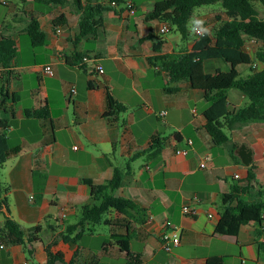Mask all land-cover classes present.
Listing matches in <instances>:
<instances>
[{
	"label": "crops",
	"instance_id": "crops-1",
	"mask_svg": "<svg viewBox=\"0 0 264 264\" xmlns=\"http://www.w3.org/2000/svg\"><path fill=\"white\" fill-rule=\"evenodd\" d=\"M38 1L0 0V9H8L0 12V39L11 38L18 53L7 87L15 101L0 105L9 148L17 150L0 167V264H45L49 246L63 255L65 264L74 258L75 264H125V254L114 245V237L125 236L140 264H205L212 256L224 258L225 264H264V250L258 248L264 235H257L264 231V220L241 226L235 236L216 231L221 196L233 185L244 187L249 168L256 181L244 199L264 191V125L243 126L229 132L227 144L214 146L204 130L203 92L190 89L186 81L169 84L148 63L157 55L153 45L159 40L161 54H176L190 51L197 37L189 35L181 43L173 30L159 34L158 22L144 20L157 0H125L105 14L95 36L75 42L78 14L71 0L57 7ZM31 17L45 35L41 48L31 47L27 38ZM196 18L211 29L213 16ZM54 19L62 21L60 33L52 26ZM245 52L252 56L248 44ZM78 55L96 57L103 73L91 71V64H82ZM222 64L206 61L204 72H227ZM45 65L52 77L42 72ZM166 87L175 91L167 93ZM227 100L230 111L248 102L234 89ZM42 109L48 116L35 117ZM156 139L162 141L157 159L135 156ZM186 140L192 141L188 156L176 155ZM203 155L210 161L199 169ZM115 168L123 172L115 195L132 201L139 211L129 217L111 211L104 218L107 224L89 229L74 246L64 243L61 236L78 223L81 208L92 203L85 181L105 184ZM184 206L195 210V216L183 215ZM7 219L25 236L38 227V241L13 243L5 230ZM172 231L180 243L167 253L160 237Z\"/></svg>",
	"mask_w": 264,
	"mask_h": 264
},
{
	"label": "trees",
	"instance_id": "trees-1",
	"mask_svg": "<svg viewBox=\"0 0 264 264\" xmlns=\"http://www.w3.org/2000/svg\"><path fill=\"white\" fill-rule=\"evenodd\" d=\"M46 6L57 7L67 3V0H39ZM253 2L264 6V0H157L152 10L144 16V20L167 25L169 31L173 30L180 36V42H185L189 37L188 23L193 17L195 8L211 5L220 6L226 21L210 29V35L197 38L190 51H179L176 54H161L162 42L159 40L153 45V52L157 55L148 59L151 67H158L160 72L167 76L169 84L186 81L189 88L203 92L207 103L203 111L206 121L204 130L214 146L225 145L229 141V132L249 124L264 125V19L259 18ZM115 5L110 6L102 0H71L73 9L78 14V34L75 42L89 36H95L102 28L104 16L107 12L114 11L125 0H114ZM62 24L60 19H54L52 26L56 30ZM26 34L31 47L41 48L45 45V35L40 30L36 18L31 17L28 22ZM247 39L258 43L254 56L245 52L244 46ZM85 57V56H84ZM84 57L78 55L82 63ZM18 58L16 43L9 37L0 39V105L7 101H15V97L8 94V85L11 75V64ZM95 61H96V57ZM209 60H219L227 67V72L217 71L206 74L203 63ZM256 61L262 69L254 72L252 62ZM247 67L249 74L242 76L241 68ZM237 90L246 99L247 105L237 111H230L227 94L230 90ZM172 90L168 87L165 92ZM109 107L112 102L109 99ZM35 117L46 118V109L35 112ZM5 121L0 119V167L17 150H11L8 139L4 133ZM162 141L153 140L146 151L135 155L136 157L147 154L152 160L158 158ZM123 172L115 168L112 178L102 185H94L90 181L85 183L91 189L92 203L81 208L78 223L66 229L61 236L64 243L76 245L89 229L107 224L104 218L109 212L129 217L131 212H138L139 207L128 199L117 197L115 192L120 188ZM256 181L253 168H249L244 187L233 185L229 193L220 198L219 220L216 231L222 235L235 236L239 228L251 223H261L264 220V201L247 202L244 199L250 194L251 182ZM4 205L1 204V206ZM5 230L12 236V242L19 245L38 241L40 229L34 228L25 236V233L10 219L5 221ZM75 230L77 234L70 238ZM258 237L264 231L257 232ZM114 245L126 256L125 264H140V258L129 251L128 237H114ZM258 248L264 250V243H259ZM45 264H65L63 255L55 253L50 246L46 247ZM76 257V254H75ZM75 258L68 264H75ZM205 264H225L224 258L212 256Z\"/></svg>",
	"mask_w": 264,
	"mask_h": 264
},
{
	"label": "built area",
	"instance_id": "built-area-1",
	"mask_svg": "<svg viewBox=\"0 0 264 264\" xmlns=\"http://www.w3.org/2000/svg\"><path fill=\"white\" fill-rule=\"evenodd\" d=\"M104 3H106L107 5H110L111 7L115 5L114 0H106L103 1ZM127 10L129 11V14H134V9L132 7L131 4L127 5ZM57 33H60V28L56 29ZM159 34H166L169 32V27L165 24L161 25L159 28ZM195 37L200 38L201 36L194 33ZM248 40V42H247ZM245 42V45L248 44L251 47H254L257 51V46L258 43L255 40L252 39H247ZM245 49V46H244ZM247 53V52H246ZM250 55V54H249ZM91 64V71L96 72L97 74L101 75L103 73V69L100 65L96 64L95 58L91 57V56H85L82 60V64ZM260 68H262V66L257 63L256 61L252 62L251 65V69L254 72H257L260 70ZM42 72L49 76L52 77L53 76V71L50 67V65H45L42 67ZM1 73V71H0ZM1 75V74H0ZM71 94L75 95V90L71 89ZM164 113H162L163 115ZM192 146V141L191 140H186L185 142H183V145L178 148L175 149V154L181 157H187L189 154V150L190 147ZM74 150L77 149V147L73 148ZM210 161V156L209 155H203L199 161V169H205L207 166V163ZM235 178H238V176L236 175ZM195 200H197L196 197H194ZM182 214L187 216V217H194L196 214V211L193 209H190L187 206L182 207ZM261 242L264 243V238L261 239ZM180 243V239H179V235L177 232L172 231L170 234L169 233H163L162 236L160 237V244H161V248L163 249V251L165 252H170L172 248L177 247Z\"/></svg>",
	"mask_w": 264,
	"mask_h": 264
},
{
	"label": "rangeland",
	"instance_id": "rangeland-1",
	"mask_svg": "<svg viewBox=\"0 0 264 264\" xmlns=\"http://www.w3.org/2000/svg\"><path fill=\"white\" fill-rule=\"evenodd\" d=\"M253 4H254L256 10L258 11L259 18L264 19V6H262L258 2H253ZM1 11L3 13H7L8 9L3 8V10L0 9V12ZM205 13H208L210 16H213V25H212V27L210 26L211 29L214 28L215 26H217L218 24L226 21V17L224 16L220 6H218L216 4L211 5V6H207V7L195 8L193 11V17L192 18H196L197 16H201ZM205 17H207V16H205ZM205 24H206V22H205ZM209 24H211V22ZM193 25H194V23H191V22L188 23V30L190 33L189 35L192 38L195 37L194 32L191 31V29L194 28ZM247 42H248V40H247ZM255 53H256V49L254 47H251L252 56H254ZM222 65H224V64H222ZM241 72H242V76H246V74H249V70L247 69V67L241 68ZM246 200H247V202H253L254 200L255 201L256 200L264 201V191L261 190L260 196L256 193V196H254L253 198L247 197Z\"/></svg>",
	"mask_w": 264,
	"mask_h": 264
},
{
	"label": "clouds",
	"instance_id": "clouds-1",
	"mask_svg": "<svg viewBox=\"0 0 264 264\" xmlns=\"http://www.w3.org/2000/svg\"><path fill=\"white\" fill-rule=\"evenodd\" d=\"M190 22L195 25V27L191 29L192 32L200 35L201 37L210 35V29L205 26V21L203 19L190 18Z\"/></svg>",
	"mask_w": 264,
	"mask_h": 264
},
{
	"label": "water",
	"instance_id": "water-1",
	"mask_svg": "<svg viewBox=\"0 0 264 264\" xmlns=\"http://www.w3.org/2000/svg\"><path fill=\"white\" fill-rule=\"evenodd\" d=\"M239 157L241 158L244 165H246V166L249 165V163H248L249 161H246L247 159L245 160V157L243 156L242 152L239 153Z\"/></svg>",
	"mask_w": 264,
	"mask_h": 264
}]
</instances>
